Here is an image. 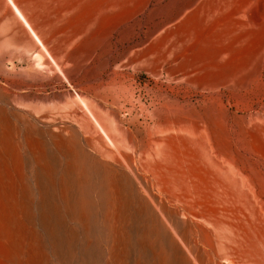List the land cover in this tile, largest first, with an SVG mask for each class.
Returning <instances> with one entry per match:
<instances>
[{"label": "rangeland", "instance_id": "374dc122", "mask_svg": "<svg viewBox=\"0 0 264 264\" xmlns=\"http://www.w3.org/2000/svg\"><path fill=\"white\" fill-rule=\"evenodd\" d=\"M63 1L21 0L47 53L9 2L0 0V123L14 132L22 159V167L10 161L2 171L16 180L22 173L31 189L34 222L25 231L31 228L38 234L45 263L109 260L101 250L103 242L91 255L85 248L103 233L101 226L86 238L66 220L79 236L69 259L61 256L41 212L42 185L32 160L39 146L62 163L56 143L75 136L88 154L101 163L112 162L111 146L78 95L125 155L135 156L140 173L147 169L142 166L146 160L140 163L139 157L155 155L167 145L157 138L162 134L158 110L217 114L225 140L238 151L240 183L252 187L264 206V0H134L114 8L125 16L119 23L101 16L111 10L97 4L85 9L88 14L79 9L59 12ZM90 13L96 17L87 22ZM186 19L187 25H182ZM36 52L44 53L42 65ZM124 169L130 173L126 164ZM229 236L226 226L217 229L222 254Z\"/></svg>", "mask_w": 264, "mask_h": 264}, {"label": "bare ground", "instance_id": "6f19581e", "mask_svg": "<svg viewBox=\"0 0 264 264\" xmlns=\"http://www.w3.org/2000/svg\"><path fill=\"white\" fill-rule=\"evenodd\" d=\"M7 1L35 42L49 53L21 0ZM132 1L64 0L58 10H85L97 4L111 10L101 16L119 23L125 16L114 8ZM94 17L90 13L86 21ZM187 23V19L182 21V25ZM43 56L42 52L34 54L38 65L43 64ZM78 97L111 146L112 162L101 163L88 154L75 136L56 143L62 163L57 164L45 147L32 152L37 181L42 185L43 222L51 226L49 234L61 256L69 259L79 236L75 227L69 229L66 221H71L86 238L95 235V226H101L103 233L85 248L91 255L103 242L101 250L107 253L108 264H264V206L256 200L252 187L240 183L238 151L225 140V126L217 114L158 110L157 127L162 134L157 138L167 145L155 155L139 157L140 163L146 160L142 166L147 169L140 173L135 156L125 155L85 100ZM13 138L14 132L0 123V264H46L38 234L31 228L25 231L34 222L28 197L31 189L26 188L22 173L16 180L2 171L10 161L22 167ZM221 226L230 230L224 254L218 250L217 229Z\"/></svg>", "mask_w": 264, "mask_h": 264}]
</instances>
